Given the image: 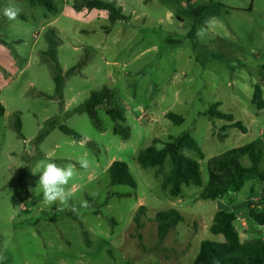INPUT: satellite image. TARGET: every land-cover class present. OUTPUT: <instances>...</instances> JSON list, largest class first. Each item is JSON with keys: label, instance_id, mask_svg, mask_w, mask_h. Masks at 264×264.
Masks as SVG:
<instances>
[{"label": "rangeland", "instance_id": "374dc122", "mask_svg": "<svg viewBox=\"0 0 264 264\" xmlns=\"http://www.w3.org/2000/svg\"><path fill=\"white\" fill-rule=\"evenodd\" d=\"M102 1H116L128 19L112 24L104 11H75L77 0H51L54 10L39 0H0V104L6 110L0 118L3 264H193L202 242H224L210 227L216 212L232 203L241 241L264 240V227L250 218V210L264 211V182L251 176L237 194L218 201L200 197L209 183V161L231 149L262 142L264 172V109L252 102L257 85L264 98V0ZM210 1L229 13L211 18L210 27L196 23L190 13ZM9 2L21 8L16 20L3 15ZM199 27L207 28L203 41L192 33ZM51 30L59 40L57 62L49 54ZM57 65L62 97L56 95ZM105 86L125 109L127 140L113 133L107 106L97 110L103 132L86 113L75 112ZM215 103L246 133L228 121L210 119L206 114ZM168 113L183 117L184 123L174 124ZM186 133L205 156L201 160L185 151L200 163L203 185L184 186L183 194L172 198L162 185L172 168L170 158L160 172L142 169L137 157ZM82 156L91 162L87 170L79 166ZM42 160L76 166L69 205L79 208L86 200L88 209L78 215L70 207L57 211V205L43 203L40 173H32ZM115 161L128 165L137 190L110 185L107 171ZM241 162L251 166L248 157ZM24 171L25 188L19 182ZM142 206L144 227L136 231ZM172 208L185 221L159 241L156 214Z\"/></svg>", "mask_w": 264, "mask_h": 264}, {"label": "trees", "instance_id": "16d2710c", "mask_svg": "<svg viewBox=\"0 0 264 264\" xmlns=\"http://www.w3.org/2000/svg\"><path fill=\"white\" fill-rule=\"evenodd\" d=\"M45 7L54 10L51 0H39ZM75 11H104L108 14L109 21L114 24L119 21L127 20L122 7L117 5L116 1L106 2L102 0H82L73 6ZM229 10L221 3H210L190 14L195 18L196 23L204 25L205 21L211 18L219 17L223 12L229 13ZM192 33H196V29H192ZM48 42L50 45V53L54 62L55 49L59 46V40L54 30L49 32ZM54 81L56 83V95L62 97L63 76L59 65L56 66L54 73ZM252 102L259 110L264 109L263 91L260 86L254 89ZM107 106V115L115 123L113 133L123 139L130 138L129 127L124 126L127 122L125 109L116 105L114 92L107 86L99 91H94L82 106L77 108L75 112L86 113L91 119L94 127L103 132L104 128L100 122L97 110L101 106ZM221 104L215 103L206 114L210 119L228 121L233 123L232 128H237L245 134L246 129L241 122H235L232 114H225L219 110ZM5 108L0 104V118L5 115ZM167 119L176 125L184 123V119L174 113H168ZM16 129L21 130L20 119L16 120ZM64 134L81 139V136L75 131L61 127ZM226 129V128H224ZM262 142L257 141L231 149L221 156L214 157L209 161V183L201 194L204 201H218L231 194H237L242 191L245 185L250 181L251 176H255L261 182H264V172L260 169L262 158ZM185 151H191L198 155L202 160L204 153L199 142L190 134H183L178 138H170L162 149H158L153 145L141 151L137 157V161L142 169H155L162 172L165 163L170 158L172 168L163 179L162 185L169 190L172 198H179L183 194V187L194 185L201 187L203 178L200 163L186 155ZM248 157L251 166L245 168L241 159ZM111 186H127L133 190H137L138 183L132 175L128 165L124 162L115 161L108 168ZM26 171L20 178V183L25 188L24 177ZM114 196V195H113ZM129 195L118 194L119 198ZM107 203V202H106ZM145 207L139 208V215L135 218L136 231L143 229L144 225L140 221V214ZM250 218L259 226L264 227V211L250 210ZM155 221L157 223L158 240L164 241L168 233L178 224L185 221L184 216L176 209L172 208L161 211L156 214ZM237 216L234 212L220 210L213 217L210 232L215 236H223L224 242L204 241L201 243L199 253L193 264H264V240L253 239L242 242L240 234L237 230ZM139 241L142 240L138 235Z\"/></svg>", "mask_w": 264, "mask_h": 264}, {"label": "clouds", "instance_id": "9594fccd", "mask_svg": "<svg viewBox=\"0 0 264 264\" xmlns=\"http://www.w3.org/2000/svg\"><path fill=\"white\" fill-rule=\"evenodd\" d=\"M3 15L8 20H16L21 12V8L14 3L9 2L3 8ZM205 24L209 27L210 22L205 21ZM207 35V28L199 27L196 31V37L203 41ZM79 166L82 169L87 170L91 162L85 156H82L78 160ZM32 173H40L37 181V187L42 191L43 203L48 207L57 205V211H63L65 208H69L76 214H80L81 209H88L90 207L89 202L81 200L79 208L75 205H69V201L74 198V190L69 186L70 182L77 176V168L74 164L69 163L66 165H58L51 161H38ZM31 190V189H30ZM93 195H96L93 193ZM6 257L3 253H0V264Z\"/></svg>", "mask_w": 264, "mask_h": 264}, {"label": "crops", "instance_id": "0c3cea01", "mask_svg": "<svg viewBox=\"0 0 264 264\" xmlns=\"http://www.w3.org/2000/svg\"><path fill=\"white\" fill-rule=\"evenodd\" d=\"M233 204H234V203H232V204H228V205H225L224 208H226V209H220V210L231 211V212L236 213L237 211L234 209ZM220 210H219V211H220ZM238 219H239V217H237V220H238Z\"/></svg>", "mask_w": 264, "mask_h": 264}, {"label": "built area", "instance_id": "2783aa9c", "mask_svg": "<svg viewBox=\"0 0 264 264\" xmlns=\"http://www.w3.org/2000/svg\"><path fill=\"white\" fill-rule=\"evenodd\" d=\"M244 225V224H243Z\"/></svg>", "mask_w": 264, "mask_h": 264}]
</instances>
